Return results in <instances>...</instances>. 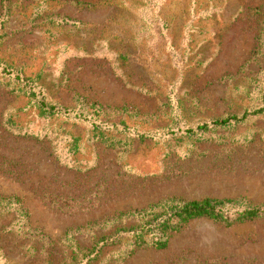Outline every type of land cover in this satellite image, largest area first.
Segmentation results:
<instances>
[{"label": "rangeland", "instance_id": "rangeland-1", "mask_svg": "<svg viewBox=\"0 0 264 264\" xmlns=\"http://www.w3.org/2000/svg\"><path fill=\"white\" fill-rule=\"evenodd\" d=\"M0 66L128 130L107 147L79 119H43L0 72V264H74L92 236L182 200L264 205V115L162 136L264 107V0H0ZM117 248L89 264H264V219H195L162 249Z\"/></svg>", "mask_w": 264, "mask_h": 264}, {"label": "trees", "instance_id": "trees-1", "mask_svg": "<svg viewBox=\"0 0 264 264\" xmlns=\"http://www.w3.org/2000/svg\"><path fill=\"white\" fill-rule=\"evenodd\" d=\"M0 72L6 75H13V78L16 81L21 82L23 88L28 89L29 96L34 98L33 103L35 104L40 117L43 119H59L63 117L79 119L78 121L81 124H84L86 128L88 126L91 138L95 140V142L105 144L107 147H111L115 143L119 144L121 142L116 140L113 136L107 135V133L121 134L122 132L128 131L122 123H95L93 117L89 119L88 115L91 112L92 105H87L88 107L86 109L80 108L79 112L73 113L65 107L48 102L41 90L33 87V82L28 78L20 77L18 73L8 71L7 68L3 66H0ZM259 115H264V107L262 106L252 111L244 110L239 115H226L221 118L197 122L194 125H188L175 130L168 129L163 131L162 136H172L177 132L187 135L206 133L215 128L227 127L232 124L243 122L249 117ZM66 134L73 139L72 143L75 147L76 145L72 134L69 132H66ZM134 137L138 141L150 138L146 133H134ZM4 200L7 201V203L12 201L19 203V200L14 197L4 198ZM162 208V213L153 215L147 221H139L138 224L129 227L121 226V222L117 223L115 220H122V215L139 216L140 210L132 211L130 213H120L117 217H113L105 224L107 225L108 222H110V224L120 225L107 235L92 236V242L89 248L77 247L76 251H72V259H79V261H73L74 264H89L97 259L101 254L102 249L107 246L128 248V254L145 247L162 249L166 246V236L168 233L178 231L183 224L195 219H209L223 227H230L233 224L256 219H264V205H242L238 200H217L213 198L182 200L178 203L163 205ZM0 260L5 261L1 253Z\"/></svg>", "mask_w": 264, "mask_h": 264}]
</instances>
